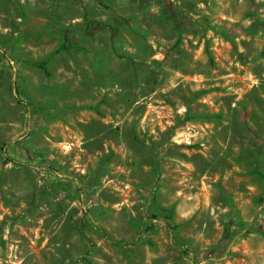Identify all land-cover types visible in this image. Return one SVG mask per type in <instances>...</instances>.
I'll return each mask as SVG.
<instances>
[{
	"label": "rangeland",
	"instance_id": "374dc122",
	"mask_svg": "<svg viewBox=\"0 0 264 264\" xmlns=\"http://www.w3.org/2000/svg\"><path fill=\"white\" fill-rule=\"evenodd\" d=\"M0 264H264V0H0Z\"/></svg>",
	"mask_w": 264,
	"mask_h": 264
},
{
	"label": "trees",
	"instance_id": "16d2710c",
	"mask_svg": "<svg viewBox=\"0 0 264 264\" xmlns=\"http://www.w3.org/2000/svg\"><path fill=\"white\" fill-rule=\"evenodd\" d=\"M67 48H68V47L63 46V47H61L59 50H66ZM59 50H58V51H59ZM47 64H48V61H44V62L38 64L37 66L40 67V68H42L43 70L47 71V70H48V69H47ZM16 101H17L18 103H20V104H24V101L20 98L19 91H17ZM2 150L4 151V154H5V156H6V160H7V162H14V163H16V164L18 163L17 161L11 159L10 157H8V156L6 155V152H5V148H4V147H2ZM151 228L153 229V227H150V229H151ZM104 233H105V232H104ZM105 236H108V235L105 233ZM133 244H135V243H131V242H122V243H114V246L126 247V246H130V245H133Z\"/></svg>",
	"mask_w": 264,
	"mask_h": 264
}]
</instances>
